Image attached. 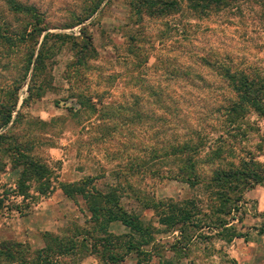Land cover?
<instances>
[{
  "label": "rangeland",
  "instance_id": "374dc122",
  "mask_svg": "<svg viewBox=\"0 0 264 264\" xmlns=\"http://www.w3.org/2000/svg\"><path fill=\"white\" fill-rule=\"evenodd\" d=\"M18 1L36 8L53 34L79 37L84 28L93 37L99 56L89 62L87 70L79 71L76 46L58 44L47 61L44 97L22 108L29 79L23 85L14 113L16 117L20 111L21 123L14 133L22 141L34 139L31 155L50 168L51 189L41 197L33 188L27 201L11 197L10 202L19 205L23 214L15 210L0 214V244L23 243L36 251L45 247L46 233L72 236L75 229L89 227L86 201L79 195L68 198L62 186L91 177L98 190L117 192L128 212L140 214L159 230L148 248L153 257L144 264H231L233 260L264 264V186L248 190L240 212L232 215L233 224L248 235L249 242L238 240L231 245L206 228L193 230L194 236L202 237L187 251L181 250L179 232H162L159 219L144 204L147 198L197 200L209 215L214 202L206 183L212 169H228L231 163L238 167L241 160L251 158L264 165V119L251 114L236 128L222 127L220 105L230 93L211 66L220 62L264 70V3L241 0L196 19L187 0H165L179 1L182 12L140 20V4L134 0ZM97 5L93 16L77 25ZM27 22L0 0V25L16 33ZM21 56L0 46V97L21 80ZM79 95L97 103L96 114L86 110L79 115ZM203 134L212 139L205 152L222 148L223 160L204 164L208 155L201 153L197 170L206 178L203 184L191 186L169 179L180 165L178 159H153L151 152L156 149L161 154L180 141L198 142ZM17 179L9 165L0 178V189L12 193ZM241 218L242 224L237 221ZM111 231L116 235L128 232L120 225H113ZM62 263L101 264L88 252ZM121 264H138V259L130 255Z\"/></svg>",
  "mask_w": 264,
  "mask_h": 264
},
{
  "label": "trees",
  "instance_id": "16d2710c",
  "mask_svg": "<svg viewBox=\"0 0 264 264\" xmlns=\"http://www.w3.org/2000/svg\"><path fill=\"white\" fill-rule=\"evenodd\" d=\"M5 1L11 13L26 17L28 22L16 33L0 25V46L7 53L11 54L15 51L20 53L24 67L21 80H16L15 84L0 97V178L7 174L9 165L10 171L18 175L15 191L11 193L9 190L0 189V214L5 210H15L23 214L19 205L10 202L11 197L27 201L32 198L33 188L41 197H46L51 189L52 172L46 164L31 155L35 149L32 142L34 139L22 141L14 133L16 126L21 123L20 111L16 117L14 113L20 102L22 87L29 79L28 95L23 100L22 108L44 97L48 87L47 61L54 54L58 44L76 46L79 71L81 68L87 70L89 62L98 59L99 54L93 37L87 34L84 28L79 37L53 34L50 32L46 18L36 8L25 6L18 0ZM134 1L140 4L137 11L140 20L145 17L162 19L172 15L173 12L179 14L183 10L179 1ZM187 1L190 12L196 19H201L215 14L214 11L233 6L241 0ZM259 1L264 3V0ZM98 7L99 5L77 25H82L91 18ZM130 40L135 41V37H131ZM211 66L219 73L230 93V96L224 99V103H219L222 127L236 128L240 121L251 114L264 119V70L253 66L239 68L231 63L220 62ZM79 106L81 108L79 115L86 110L93 114L98 111L97 103L87 100L83 95H79ZM200 137L198 142L180 141L176 145L167 147L168 150L165 149L161 154L154 149L151 152L152 158L162 159L169 156L177 158L180 165L177 171L170 173L169 179L180 180L191 186L203 184L206 178H202L203 175L198 173L197 166L201 160V153L206 151L212 139L205 134ZM222 137L223 134L220 135V138ZM208 150L205 152L208 161L204 164H217L223 160L224 149L209 148ZM210 172L211 177L207 180L206 187L213 193L211 199L214 205H211L213 211L209 215L203 211L197 200L163 202L151 198L144 199L145 208L152 210L159 219L158 224L164 227L162 232L167 234L179 232L177 243L183 245L181 250L187 251L197 239L202 237L194 236L193 230L199 232L206 228L211 232H217L219 240L228 245L237 239L249 242L248 235L242 233L238 226L233 224L236 219L232 215L240 212L248 190L256 186H264V165L251 158L241 160L238 167L231 163L228 169L219 166ZM93 180L89 177L79 183L62 186V191L68 198L73 199L79 195L86 201L91 214L89 227L75 229L72 236L68 233L65 235L46 233L45 247L36 251L23 243H1L0 264H63V259L82 252L95 256L101 264H121L130 255L138 259V264L150 262L153 255L148 248L154 245L159 230L142 219L140 214L128 212L117 192L104 193L98 190ZM10 204L11 208H9ZM237 221L243 223L242 218ZM113 225L123 226L128 232L116 235L111 231ZM231 264L238 263L233 260Z\"/></svg>",
  "mask_w": 264,
  "mask_h": 264
},
{
  "label": "crops",
  "instance_id": "0c3cea01",
  "mask_svg": "<svg viewBox=\"0 0 264 264\" xmlns=\"http://www.w3.org/2000/svg\"><path fill=\"white\" fill-rule=\"evenodd\" d=\"M238 240H239V241H242V239H237V240H235V242H237ZM235 246H236V244L233 245V248H234Z\"/></svg>",
  "mask_w": 264,
  "mask_h": 264
}]
</instances>
